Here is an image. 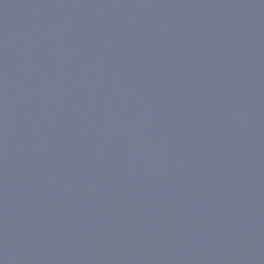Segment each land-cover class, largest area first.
I'll return each mask as SVG.
<instances>
[{
    "label": "water",
    "instance_id": "95a60500",
    "mask_svg": "<svg viewBox=\"0 0 264 264\" xmlns=\"http://www.w3.org/2000/svg\"><path fill=\"white\" fill-rule=\"evenodd\" d=\"M0 264H264V0H0Z\"/></svg>",
    "mask_w": 264,
    "mask_h": 264
}]
</instances>
